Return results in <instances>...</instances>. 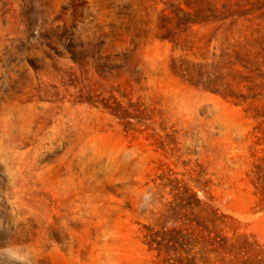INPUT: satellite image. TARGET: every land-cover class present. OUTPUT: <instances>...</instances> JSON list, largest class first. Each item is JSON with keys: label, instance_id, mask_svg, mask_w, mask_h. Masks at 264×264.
<instances>
[{"label": "rangeland", "instance_id": "374dc122", "mask_svg": "<svg viewBox=\"0 0 264 264\" xmlns=\"http://www.w3.org/2000/svg\"><path fill=\"white\" fill-rule=\"evenodd\" d=\"M0 227L33 264H264V0H0Z\"/></svg>", "mask_w": 264, "mask_h": 264}, {"label": "clouds", "instance_id": "9594fccd", "mask_svg": "<svg viewBox=\"0 0 264 264\" xmlns=\"http://www.w3.org/2000/svg\"><path fill=\"white\" fill-rule=\"evenodd\" d=\"M144 200H149L145 196ZM142 209H147V205L142 203ZM5 231V228L0 227V232ZM0 264H33V259L30 250L19 244L6 243L0 246Z\"/></svg>", "mask_w": 264, "mask_h": 264}]
</instances>
